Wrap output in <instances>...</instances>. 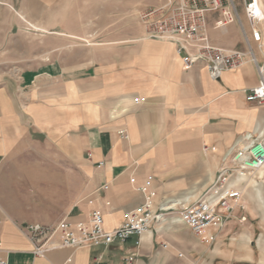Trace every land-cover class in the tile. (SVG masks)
I'll return each instance as SVG.
<instances>
[{"label":"crops","instance_id":"obj_1","mask_svg":"<svg viewBox=\"0 0 264 264\" xmlns=\"http://www.w3.org/2000/svg\"><path fill=\"white\" fill-rule=\"evenodd\" d=\"M160 1L0 0V242L10 264L263 262L264 168L230 176L241 197L226 225L209 230L213 242L179 221L213 188L235 142L264 140V107L247 101L257 64L236 22L216 27L219 11L208 16L211 43L246 62L219 80L201 64L185 70L176 44L145 39L138 24ZM242 22L264 65V46ZM147 183L164 211L141 238L32 255L25 225L75 223L100 209L113 231L143 204L135 187Z\"/></svg>","mask_w":264,"mask_h":264},{"label":"built area","instance_id":"obj_2","mask_svg":"<svg viewBox=\"0 0 264 264\" xmlns=\"http://www.w3.org/2000/svg\"><path fill=\"white\" fill-rule=\"evenodd\" d=\"M243 3L251 37L255 43L264 46V33L260 27L264 20L257 14V0H243ZM219 11L222 19L217 22V28L236 22L245 35L251 60L257 64L259 73L258 85L248 94L247 101L264 107V65H259L252 53L234 0H161L159 5L140 12L138 22L145 39L176 44L185 70L201 64L213 80H219L225 71L240 68L247 59L245 52H229L211 43L208 16ZM120 135L127 138L125 131ZM222 162L223 167L213 188L179 211V221L187 225L196 237L207 242L215 240V236L208 234L209 230H220L226 225L241 197V192L230 185V176H253L264 168V140L252 133L244 134L227 150ZM131 182L134 184V179ZM135 190L144 196L143 204L126 213L123 224L110 232L104 228V214L100 209L92 211L88 219L75 223L63 220L56 226L25 225L23 230L32 243V255L45 258L59 250L107 248L115 243L124 244L133 236L141 238L161 220L164 208L160 206L158 211L155 210L156 192L150 183L135 187ZM8 254L0 242V264H10ZM126 261L132 264L134 256ZM71 262L72 258H68L64 264Z\"/></svg>","mask_w":264,"mask_h":264},{"label":"rangeland","instance_id":"obj_3","mask_svg":"<svg viewBox=\"0 0 264 264\" xmlns=\"http://www.w3.org/2000/svg\"><path fill=\"white\" fill-rule=\"evenodd\" d=\"M259 1V4H260V7L262 8V9H264V0H258ZM234 2H235V4H240L239 6H240V8L238 9V13H240V15H241V19L242 20H244V22H246V15H245V7H244V3H243V0H234ZM160 4V3H159ZM158 4V5H159ZM155 6H157V5H155ZM152 7H154V6H152ZM148 8H150V7H148ZM148 8H146V9H148ZM146 9H142L140 12H143V11H145ZM140 12H138L137 14H136V16H137V21H138V14L140 13ZM137 23V22H136ZM138 24H139V22H138ZM140 25V24H139ZM141 26V25H140ZM260 27H261V29H262V31H263V33H264V22L260 25ZM143 32V31H142ZM75 43H77V44H85V45H94V44H96V42L95 41H88V42H83V41H77V42H75ZM253 216L254 217H256V215H255V213L253 214ZM256 240H257V238H256ZM259 243V242H258ZM262 243L264 244V241H262ZM256 244H257V242H255V246H256ZM258 246V245H257ZM255 255H256V257L259 259V258H262V260H263V262L262 263H257V264H264V252H262L261 250H260V248L259 247H255Z\"/></svg>","mask_w":264,"mask_h":264},{"label":"bare ground","instance_id":"obj_4","mask_svg":"<svg viewBox=\"0 0 264 264\" xmlns=\"http://www.w3.org/2000/svg\"><path fill=\"white\" fill-rule=\"evenodd\" d=\"M257 4H258L257 14H258V16H259V18H260L261 20H264V9H262V8L260 7V5H259V1H258V0H257ZM246 22H247L249 28L251 29L250 24H249V22L247 21V19H246ZM238 25H239V24H238ZM242 25H243V28L245 29L243 22H242ZM245 32H246V30H245ZM251 38H252V37H251ZM252 40H253V39H252ZM146 233H147V232H146ZM146 233H144V234H146ZM144 234H143V235H144Z\"/></svg>","mask_w":264,"mask_h":264}]
</instances>
